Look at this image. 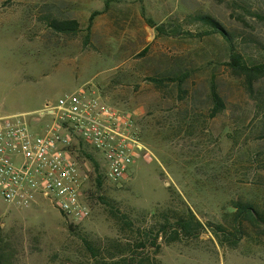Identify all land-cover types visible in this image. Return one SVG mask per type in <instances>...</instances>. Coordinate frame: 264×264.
Instances as JSON below:
<instances>
[{
    "label": "rangeland",
    "instance_id": "1",
    "mask_svg": "<svg viewBox=\"0 0 264 264\" xmlns=\"http://www.w3.org/2000/svg\"><path fill=\"white\" fill-rule=\"evenodd\" d=\"M105 1L0 0V117L25 115L32 133L41 134L50 123L48 115H40L48 103L90 88L108 105L135 116L148 150L120 184L104 180L98 193L88 184L91 216L81 224L64 222L45 202L17 209L0 199V249L8 264H89L84 240L132 236L119 233L108 205L138 226L169 205L170 190L203 225L220 224L231 233L234 202L264 214V78L250 96L243 79L225 65L221 37L205 36L208 29L192 19L213 18L232 35L245 64H264V0H114L86 38L90 14L102 11ZM144 16L179 25L183 34L157 38ZM52 20L77 22L76 35L55 32ZM145 48L147 54L139 57ZM173 65L190 72L182 99L172 86L159 90L147 81ZM212 80L225 103L214 118ZM172 209L180 212L179 203ZM243 231L234 249L220 247L206 232L197 241L161 244L157 259L160 264H264V225L245 224Z\"/></svg>",
    "mask_w": 264,
    "mask_h": 264
},
{
    "label": "built area",
    "instance_id": "2",
    "mask_svg": "<svg viewBox=\"0 0 264 264\" xmlns=\"http://www.w3.org/2000/svg\"><path fill=\"white\" fill-rule=\"evenodd\" d=\"M41 112L50 117L41 134L32 133L25 115L0 117V199L17 209L45 202L64 222L81 224L91 216L85 190L94 170L80 151L99 160L103 179L118 185L148 150L135 116L90 88L64 95Z\"/></svg>",
    "mask_w": 264,
    "mask_h": 264
},
{
    "label": "trees",
    "instance_id": "3",
    "mask_svg": "<svg viewBox=\"0 0 264 264\" xmlns=\"http://www.w3.org/2000/svg\"><path fill=\"white\" fill-rule=\"evenodd\" d=\"M114 0H107L104 3L102 11H94L88 18L86 28V38L90 33L94 19L106 13L110 4ZM146 24L151 27L157 38L162 37H179L182 35L181 26L168 22L167 24H156L151 19L144 16ZM193 21L202 24L208 30L204 32L205 36L218 35L226 44V67L231 74L237 78L243 79L246 91L250 96L258 90H254V84L264 78V64L251 65L245 64L242 56L236 51L233 45L232 35L213 18L209 16H194ZM261 19V18H260ZM49 27L59 34L74 36L78 31V23L72 20L49 22ZM148 52L145 48L139 57H144ZM190 79V72L186 69H180L177 66H172L171 69L159 73L158 75L147 78L155 88L162 89L172 86L177 90L178 97L183 98L187 95L185 88L187 81ZM209 99L211 103L210 118H214L225 111V103L220 97L217 86L214 80L209 85ZM264 137V136H263ZM82 145H80L81 147ZM82 149V147H81ZM81 157L86 158L92 165L94 173L91 178V186L95 189V193L100 192L102 188L103 174L99 164L87 154L83 149L80 151ZM170 193V202L164 209L156 211L150 217L148 222L136 226L132 219L120 214L118 210L108 205L111 210V217L120 226L119 233H130L132 236L120 240H105L103 243L83 241L86 250L90 253L89 264H160L157 259L161 244L171 245L182 242L189 243L197 241L202 234L209 232L217 241L220 247L234 249L238 243L244 238V225L251 226L264 225V214L259 212L254 206L243 202H234L230 214L232 219L233 231L220 224L206 223L203 225L188 208L180 196L176 195L172 190ZM87 194V193H86ZM103 204L105 200L98 197ZM174 202H178L181 208L180 212L172 209ZM114 212V213H113ZM137 217L142 219L148 218L147 213L138 212ZM138 220V218H136ZM145 221V220H144ZM70 229V228H69ZM5 253L0 249V264H8V259L5 258Z\"/></svg>",
    "mask_w": 264,
    "mask_h": 264
},
{
    "label": "water",
    "instance_id": "4",
    "mask_svg": "<svg viewBox=\"0 0 264 264\" xmlns=\"http://www.w3.org/2000/svg\"><path fill=\"white\" fill-rule=\"evenodd\" d=\"M43 114H44L43 112L40 113V115H43Z\"/></svg>",
    "mask_w": 264,
    "mask_h": 264
},
{
    "label": "crops",
    "instance_id": "5",
    "mask_svg": "<svg viewBox=\"0 0 264 264\" xmlns=\"http://www.w3.org/2000/svg\"><path fill=\"white\" fill-rule=\"evenodd\" d=\"M41 112V111H40Z\"/></svg>",
    "mask_w": 264,
    "mask_h": 264
}]
</instances>
